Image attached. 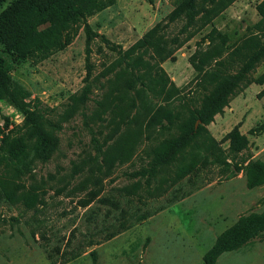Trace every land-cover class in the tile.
<instances>
[{
	"label": "rangeland",
	"instance_id": "374dc122",
	"mask_svg": "<svg viewBox=\"0 0 264 264\" xmlns=\"http://www.w3.org/2000/svg\"><path fill=\"white\" fill-rule=\"evenodd\" d=\"M11 1L1 0L0 10ZM177 1L113 0L86 17L97 34L90 36L87 57L79 22L68 45L38 62L9 55L0 46V72L29 91L26 100L37 101L43 128L54 138L48 159L27 155L15 177L23 188L35 190L36 205L12 204L0 191V264H203V253L223 229L241 215L264 214V183L247 188L243 173L235 169L248 160L264 162V56L242 74L202 132L151 175H130L150 164L162 142L177 134L179 123L214 84L211 72L238 74L264 35L255 7L261 0H233L174 47L169 39L184 35L178 32L180 22L168 21ZM212 27L226 35L223 46L204 38ZM150 29L168 41L172 54L158 64L177 90L143 92V102L129 111L135 118L120 127L139 131L131 156L110 164L101 154L111 144L105 120L109 110L100 112L104 120L91 112L107 91L115 92L108 84L114 70L130 64L121 53ZM134 54L153 61L142 46ZM192 54L199 69L188 61ZM86 63L91 67L87 78ZM83 88V102L73 104L71 96ZM5 121L4 130L15 128L22 116L0 100V126ZM136 121H141L138 128ZM234 130L242 146L232 143ZM14 166L20 165L0 160V178L13 177ZM214 264H264V230L240 248L222 252Z\"/></svg>",
	"mask_w": 264,
	"mask_h": 264
},
{
	"label": "trees",
	"instance_id": "16d2710c",
	"mask_svg": "<svg viewBox=\"0 0 264 264\" xmlns=\"http://www.w3.org/2000/svg\"><path fill=\"white\" fill-rule=\"evenodd\" d=\"M1 1V0H0ZM233 0H178L173 9L168 14V21L180 22L178 32L184 34L173 35L169 39L174 47L180 46L188 40L202 26L210 22L217 14L227 7ZM113 0H12L8 5L0 10V46L9 55L20 58H28L34 62L41 61L53 51L62 49L68 45L75 37L78 29L77 23L83 25L85 33V56L89 52L90 36L97 34L90 29L86 22V17L109 6ZM256 11L260 15L258 24H264V0L256 6ZM153 29L148 30L145 35L134 44L124 50L121 54L123 58L129 57L128 66L119 67L114 70L112 77L108 80L110 88L115 92L107 91L98 102V109L91 112V115L102 120L100 112L109 110L106 123L109 127L108 139L111 144H107L102 150V158L110 164L114 161L119 163L129 159L132 153V143L138 136V130L125 132L120 127H126L135 118L134 114H129L137 102H143V92L146 90L170 91L169 87L177 90L173 82L167 77L165 71L158 62L169 58L172 51L166 45L165 38L155 35ZM208 44L217 41L218 46H223L227 40L225 34L220 33L215 28H211L204 36ZM103 39V38H102ZM142 46L143 51L148 53L152 62L143 60L139 54H134V49ZM111 49H114L111 47ZM197 50V48H196ZM195 50V52H196ZM264 56V35L262 42L254 46V51L247 58L240 70L234 74H219L212 71L214 84L200 100L191 115L179 123L177 134L162 142L161 147L154 151V156L150 164L134 172L131 176H142L146 172L151 175L154 168L163 161H168L173 153L183 147L197 134L204 130V125L210 121L214 114L219 112L227 103L228 97L234 89L239 86L242 74L252 63ZM214 58H211V60ZM191 66L199 69L194 61L193 54L188 58ZM87 78L91 67L85 64ZM143 69V71H141ZM151 71L154 75L151 76ZM145 75L151 76L150 82L143 81ZM139 82V86L134 87ZM131 91L134 95L127 94ZM30 93L27 89L10 80L0 72V100H5L12 104L21 114L22 123L20 126L4 130L6 121L0 126V160H8L20 165L12 168V176L0 178V191L10 203L20 202L25 208L36 205L38 200L35 190L25 189L16 182L15 177L21 172L20 167H24V159L30 154L29 159L45 161L54 146V138L44 130L45 121L41 110L35 102L28 99ZM85 88L78 96H71L72 103L83 102ZM157 111L151 114L155 117ZM167 119L171 115L170 111L165 112ZM164 117V114H163ZM103 119V120H104ZM138 128L141 121L134 122ZM20 129L23 132L20 133ZM26 134V137H23ZM33 138L28 144L27 139ZM232 143L243 145L242 136L236 130L230 134ZM29 160V161H30ZM237 171H241L245 177V185L252 188L264 183V162L259 160H248L245 164L235 166ZM86 201L84 202V205ZM264 230V214L250 213L239 216L236 221L223 229L214 239L211 246L203 253V264H214L216 258L225 251L236 250L252 238L259 235ZM89 254L94 257V251Z\"/></svg>",
	"mask_w": 264,
	"mask_h": 264
}]
</instances>
